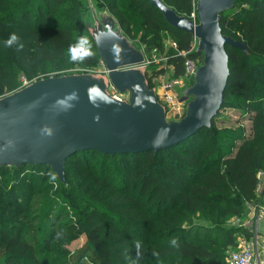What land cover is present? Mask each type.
<instances>
[{"label": "trees", "instance_id": "obj_1", "mask_svg": "<svg viewBox=\"0 0 264 264\" xmlns=\"http://www.w3.org/2000/svg\"><path fill=\"white\" fill-rule=\"evenodd\" d=\"M161 1L187 19L196 14V0ZM95 3L117 16L125 35L139 23L153 50L164 51L161 35L168 33L177 44L168 63L175 78L184 77L180 53L191 50L193 37L171 27L150 0H103L106 9ZM82 8V0H0V97L24 88L21 76L30 80L45 65L90 69L101 61ZM220 27L247 51L227 48L222 110L237 107L252 117L251 136L220 131L219 113L211 128L157 154L79 153L67 160L64 183L46 166L0 167V264L224 263L216 240L193 225L209 209H220L221 219L240 217L255 199L256 176L264 170V0H237ZM11 34L18 42L5 46ZM81 38L89 47L76 53L89 54L74 61L69 49ZM188 57L203 60L194 51ZM233 233L225 249L235 248ZM82 237L85 249L72 255L66 247Z\"/></svg>", "mask_w": 264, "mask_h": 264}, {"label": "water", "instance_id": "obj_2", "mask_svg": "<svg viewBox=\"0 0 264 264\" xmlns=\"http://www.w3.org/2000/svg\"><path fill=\"white\" fill-rule=\"evenodd\" d=\"M236 1L196 0L192 20L161 0H150L171 27L198 40L197 53L203 56L194 85L184 92L189 102L178 122L168 121L157 89L150 86L143 53L131 46L116 20L105 11L97 17L94 11L89 25L83 16L105 73L51 77L1 98L0 167L46 166L64 183L66 162L79 153L157 154L211 128L225 103L227 48L247 52L220 27L221 15ZM111 88L121 95L129 93V101L111 95Z\"/></svg>", "mask_w": 264, "mask_h": 264}, {"label": "rangeland", "instance_id": "obj_3", "mask_svg": "<svg viewBox=\"0 0 264 264\" xmlns=\"http://www.w3.org/2000/svg\"><path fill=\"white\" fill-rule=\"evenodd\" d=\"M95 1L106 9L105 4H103V0H82V7H83L82 10H83L84 19L89 25L90 23L94 22V15H93L94 11L97 17H100L101 16L100 14L104 15L105 13L103 11L107 12L104 9H98V8H95L94 10L91 7V3H93L92 5L95 7L97 6ZM120 9L125 10V7L120 5ZM125 12L129 14L127 11ZM109 15L116 20L118 27L119 21L117 16L116 15L112 16L111 14ZM132 16L133 19H135V21L137 22L138 17H136V15H132ZM123 36L127 38L131 46H133L137 51L143 53L146 62V67L148 70V78L152 80L154 87L157 89V95L159 99L162 101V99L164 100L165 96L167 95H172L174 97L173 103L175 106L168 108L167 110L168 121H175V122L180 121L185 115L186 107L189 102V100L184 99L183 95L185 90L190 86H192L193 79L186 78L185 75L184 77L181 78H175L174 76L175 68L172 65H169L168 63V61L171 58L170 54L172 53V51H175L174 41L171 39V36L166 32L162 33L161 36L164 43L163 52L151 49V47L148 44L150 38L145 37V32H143L140 29L139 23L133 24L131 34L129 35L123 34ZM193 47H194L193 49L194 52H196L198 49L197 45L193 44ZM195 62L199 66H201L203 63L202 57H198L195 60ZM160 70H164L165 73L163 75H158V73L156 74V72ZM104 73H105V68H104V64L101 61L90 69H82L78 67L74 68L70 66L69 63H65V64L53 63V64L45 65L42 72L39 75L34 76L32 79L29 80L24 75H22L20 80L21 82H23V85H25V83L30 85L39 82L43 79L58 77L60 75L104 74ZM178 80L180 81L179 84L174 85L173 83ZM170 85H172L171 90L169 91L166 90L165 87ZM120 98L123 101H129L130 95L129 93H125L122 94ZM163 104L165 103L163 102ZM251 118L252 117L246 116V114H244V112H242L237 107H227L220 112V118L218 119V121H216L217 128L220 131L238 132L245 137H250L252 134ZM59 186L60 184L59 185L57 184L56 188ZM33 204L37 206L38 202L34 201ZM36 210H38V208H36ZM246 211H247V204H245L244 212L240 217H228L225 219H221L222 213L220 209H209L201 214L196 215L193 225L195 232H199L203 237L207 236L208 239H213L214 241L216 240L217 242L216 249L221 254V256L224 257L223 264H226V259L231 249V247H227L226 249L223 247L224 242H226L227 240V234L229 233V231H234L233 240L235 241V244L236 242H238L237 241L238 238L242 237L241 235H245L246 230L242 229L241 226L242 223H244L245 221L244 215H246ZM194 226H196V228ZM238 230L240 231V234L237 233ZM261 230L264 233V223L261 226ZM85 246H86V238L82 237L79 240L67 246L66 249L69 250V252H71L72 255H74L76 253H80V252L82 253V251L85 249Z\"/></svg>", "mask_w": 264, "mask_h": 264}, {"label": "built area", "instance_id": "obj_4", "mask_svg": "<svg viewBox=\"0 0 264 264\" xmlns=\"http://www.w3.org/2000/svg\"><path fill=\"white\" fill-rule=\"evenodd\" d=\"M192 17V20H196V14H193ZM193 44H196L198 47V40L193 38L191 50L187 53L181 52L180 55L184 59L186 78L194 80L199 65L195 62V60L188 57V54L194 51ZM174 47L175 50H177L176 43H174ZM179 82L180 81L178 80L173 84L177 85ZM24 86L26 87L28 84L25 83ZM171 87L172 85L166 86L165 89L169 91L171 90ZM110 93L114 97L121 100V94L117 93L113 88L110 89ZM173 99L174 97L172 95H167L164 100L162 99L161 101L159 99V101L162 104L164 102L165 104L163 105L168 110V108L175 106ZM256 179L257 187L255 190V199L247 203L245 221L241 226L242 229L246 230L245 235H241L242 237L238 238L235 248L230 250L226 260L227 264H264V233L261 230V226L264 223V170L257 173Z\"/></svg>", "mask_w": 264, "mask_h": 264}, {"label": "clouds", "instance_id": "obj_5", "mask_svg": "<svg viewBox=\"0 0 264 264\" xmlns=\"http://www.w3.org/2000/svg\"><path fill=\"white\" fill-rule=\"evenodd\" d=\"M17 42H18L17 35L16 34H11L9 36V38L6 41H4V44H5V46H9L10 47V46L16 44ZM81 46H83L85 48L89 47L87 41L84 40L83 38H81L79 41H77V43L75 45L71 46L70 49H69V52L71 53V58L74 61L75 60H83L84 57L89 54L87 51H85L82 55H77L76 49L80 48ZM44 131L47 132L48 134H51V132H52V130L50 128H45ZM171 244L173 246H177V241L175 239H173L171 241ZM140 247H141V244H140L139 241H137L136 248L139 249ZM133 264H136V262L133 261Z\"/></svg>", "mask_w": 264, "mask_h": 264}]
</instances>
